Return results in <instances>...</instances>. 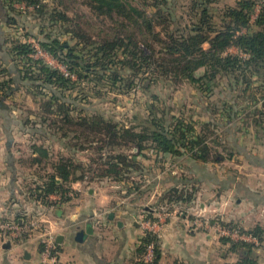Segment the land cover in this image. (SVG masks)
Here are the masks:
<instances>
[{"label":"trees","instance_id":"16d2710c","mask_svg":"<svg viewBox=\"0 0 264 264\" xmlns=\"http://www.w3.org/2000/svg\"><path fill=\"white\" fill-rule=\"evenodd\" d=\"M15 2L31 7L43 28L52 27L69 36L62 41L48 33L38 40L44 51L78 78L74 82L60 70L29 58L34 51L31 46L15 41L7 52L14 64L3 61L0 65V102L24 85L28 89L40 88L42 93L40 120L31 129L28 126L32 123L24 122V131L31 139L30 156L18 160L26 169L40 170L24 186L29 199L52 204L51 194L65 196L77 182L108 180L136 191L141 185L134 177L144 178L154 170L166 171L184 159L205 164L222 162L219 146L231 160L237 154L243 155L237 138L229 134L235 126L242 129L253 124L264 130V2L253 22L254 29L250 20L255 0H237L235 5L219 11L211 9L215 0H192L188 14L191 21L186 25L175 16L173 0H0L1 12L7 3L14 10ZM77 5L87 7L100 20L101 27L93 24ZM7 24L13 22L9 20ZM18 59L28 61L29 68L16 64ZM140 73L145 80L148 74L156 82L168 79L174 84L189 83L204 92L221 78L228 81L229 90L220 98L222 94H215L211 88L210 100L218 99L215 110H206V114L184 118L181 113L169 115L163 109L158 114L151 108L149 115L137 118L138 123L131 126L90 112L68 94L82 79H106L114 88L119 81L132 85ZM151 83L149 80L143 88ZM236 88L243 94L241 99L246 98L243 109H254V116L248 115L252 121L240 116L243 104L233 97ZM47 136L64 142L69 155L51 161L49 148L34 140ZM88 149L98 155L93 158L97 168L85 167L74 156V152ZM195 194L194 187H173L165 192L155 211L168 213L192 204ZM146 214L150 220L156 219L152 212ZM18 218L17 223L21 216ZM210 221L252 235L264 244L261 225L246 229L236 222ZM221 240L238 256L234 264H260L255 245L224 237ZM159 242L155 234L144 232L137 264H146L143 257L151 243L155 244V258L149 264H158Z\"/></svg>","mask_w":264,"mask_h":264},{"label":"crops","instance_id":"0c3cea01","mask_svg":"<svg viewBox=\"0 0 264 264\" xmlns=\"http://www.w3.org/2000/svg\"><path fill=\"white\" fill-rule=\"evenodd\" d=\"M13 97L0 102V218L17 222L21 216L18 221L21 223L39 210L46 211L50 227L55 230L62 264H137L144 236L139 223L141 215L149 211L157 216L155 210L163 195L177 186L194 187L195 201L167 213L159 238L158 264H234L237 261L238 256L211 230L194 225L197 219L238 221L249 229L252 225L248 224L258 217L255 226L264 227V209H254L257 205L251 203L248 195L254 190L247 183L236 176L223 177L214 163L187 159L166 171L154 170V175L148 179L145 176L136 191H128L123 184H107V180L91 184L77 182L65 196L51 194L52 204L29 199L24 187L28 176L18 166V155L22 152L16 145L23 141L29 154L30 135L22 127L14 126L18 115L10 106L16 101ZM257 162L264 168V159ZM240 192L242 198L235 201L234 196ZM259 193L264 197V192ZM110 214H114V219ZM9 242L10 247H6ZM0 264H42L37 238L23 237L15 241L0 237Z\"/></svg>","mask_w":264,"mask_h":264},{"label":"rangeland","instance_id":"374dc122","mask_svg":"<svg viewBox=\"0 0 264 264\" xmlns=\"http://www.w3.org/2000/svg\"><path fill=\"white\" fill-rule=\"evenodd\" d=\"M191 1L192 0H173V3H175V16L185 25L191 21V18L188 16ZM236 1L237 0H215L211 9L214 11L223 10V8L227 6L235 5ZM255 1L254 12L252 13L250 20L253 29L256 28L253 22L258 16L264 0ZM9 2H11V0H9ZM2 5L3 4L1 3L0 8ZM6 5L8 7H5ZM9 7V3H7L4 5V12L2 13L0 10V65L2 66L3 61L7 62V65L12 63L10 59L11 56L9 57L7 53L8 49L12 48L14 41L20 42L31 46L34 50L32 54L29 55V58L35 61L40 60L45 65L58 69L65 76L70 77L74 82H77V76L70 74L68 69L59 61V59L51 55L45 57L36 55V51L42 49L38 40L39 38H43V36L50 33L59 36L62 41H65L68 40L69 36L67 37L66 34L60 33L58 29L53 30L52 27L43 28V22L35 16L34 10L31 9V7L29 9L26 5L17 2L13 4L14 10L9 9ZM77 7L82 9L93 24L101 27L102 24L100 20L94 17L87 7L82 5H77ZM8 19L11 20L13 24L8 25ZM216 22L218 21L216 20ZM70 42L73 44L72 41ZM205 47L207 48L208 45ZM231 52L237 53V50L232 49ZM15 63L24 67V69L29 68L28 61L24 59H18ZM145 75H147L148 80H145L144 74L140 73L135 79H133L134 81L132 85L128 86L122 81H119L114 88L106 79L95 80L94 77L82 79L76 84L72 93L68 94L71 98L77 99L79 106H84V108L90 112L104 115L107 118H112L114 121H117L124 126H131L138 123L137 118L142 119L149 115L152 112L151 108L158 112V114H161L160 112L163 109L168 111L169 115L171 112L176 115L181 113L184 118H189L192 114H206V110H215V105L217 104L216 101L218 99L217 98L215 101L210 100V96L212 95V93L210 94L211 88L215 90V94H222L220 98L227 93L225 91L229 90L228 81L221 78L213 83L210 90L206 89V92H204L203 90L197 89L195 85L189 83L174 84L168 79H161L156 82L151 79L150 75ZM149 80L152 82L150 86L148 88H143L145 84L149 83ZM237 89L239 88H236V90ZM236 90L233 97L238 99L239 104H243L241 106V118L246 116L252 121V118L248 117V115L250 114L251 116H254V109H243L246 105V102H244L246 98L241 99L243 94L240 93L241 91ZM40 94H42L40 88L36 90L28 89L24 85L17 89L16 94H14L13 97L16 101L14 103L11 101L12 103L10 105L15 108L18 115V120L14 122L15 127H22L24 130V122L29 120L32 124H30L28 128L31 129L34 125L33 123L40 120L39 118L42 115L40 106L43 100ZM230 97L233 98L232 94H230ZM218 104L220 103L218 102ZM215 119L219 120V118ZM262 121L264 122V120ZM238 128L239 127L237 126L231 128L229 134H231L230 136L233 139L237 138V145L242 148L243 155L237 154L234 159L231 160L229 159V154L226 151H223L222 146H219L218 150L222 152L224 160L220 163H215V166H218V173L220 172L223 177L224 175L232 177L236 176L244 184L247 183L252 190H254L248 194L251 203H256L255 205H257L254 209L257 211L262 210L264 209V197L259 192H264V168L258 166L259 162H257V160L260 161L264 159V130H261L260 127L256 128L253 124H250L246 128ZM27 140L29 142L31 141L30 138ZM34 140L39 144L44 143L46 147L49 148L51 161L58 160L60 156L69 155V150L66 148L64 142H60L56 138H52V136H47L45 138L35 137ZM227 141L229 142V140ZM16 146H19V149L22 152L18 155L19 158L30 156V153H27L28 150L23 147V141H19ZM227 146L229 147V145ZM74 156L79 162L86 164L87 166L85 167L87 168L98 167L97 164L93 162V158L97 159L98 155L90 149L87 151L74 152ZM18 166L20 170L28 174H26V176H28L27 181H31L33 176L39 174L37 171H40L39 169H26L20 164H18ZM152 174L154 175V172L150 173L147 176V179ZM134 180L139 182L145 181L144 178L138 177H134ZM106 182L109 184L111 181L107 180ZM113 184L122 185L116 182ZM234 197V200L236 201L237 198H242V193L240 192ZM257 219L258 217L251 220V224L248 225H252L251 227L255 226L256 222H258ZM235 222L239 224L238 221ZM217 238L218 240L221 239V237L218 236ZM255 254L258 256L260 264H264L263 243L261 247L256 248Z\"/></svg>","mask_w":264,"mask_h":264},{"label":"built area","instance_id":"2783aa9c","mask_svg":"<svg viewBox=\"0 0 264 264\" xmlns=\"http://www.w3.org/2000/svg\"><path fill=\"white\" fill-rule=\"evenodd\" d=\"M36 55L45 57L47 55L50 56L51 54L43 49H38ZM166 216V211H160L157 213V216H155V220H150L147 218V214L143 213L139 219V223L144 232L155 234L160 238L163 225L166 221ZM194 225L204 226L206 229L211 230L213 234L221 238H230L233 241H245L255 245L256 248L262 246V243L258 238L248 234H241L238 230L224 227L218 223H211L210 220L203 221L197 219L195 220ZM50 226L51 223L48 219V214L43 210L37 211V213L28 218V220L22 221L19 224L17 222L0 218V237L5 239L9 238L15 241L23 239V237H29V239L36 237L39 245L43 247L41 250L42 264H62L55 244V230ZM154 258L155 244L151 243L147 247L143 260L146 264H149L154 261Z\"/></svg>","mask_w":264,"mask_h":264},{"label":"water","instance_id":"95a60500","mask_svg":"<svg viewBox=\"0 0 264 264\" xmlns=\"http://www.w3.org/2000/svg\"><path fill=\"white\" fill-rule=\"evenodd\" d=\"M109 217H110L111 219H112V218L114 219V214H110ZM10 243H11V242L7 243L5 246H6V247H10V245H11Z\"/></svg>","mask_w":264,"mask_h":264}]
</instances>
